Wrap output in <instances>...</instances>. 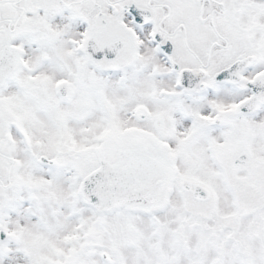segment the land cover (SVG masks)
<instances>
[{"label":"snow or ice","instance_id":"1","mask_svg":"<svg viewBox=\"0 0 264 264\" xmlns=\"http://www.w3.org/2000/svg\"><path fill=\"white\" fill-rule=\"evenodd\" d=\"M0 264H264V0H0Z\"/></svg>","mask_w":264,"mask_h":264}]
</instances>
